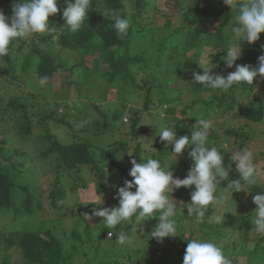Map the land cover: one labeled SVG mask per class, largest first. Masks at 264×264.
I'll use <instances>...</instances> for the list:
<instances>
[{"label": "trees", "instance_id": "obj_1", "mask_svg": "<svg viewBox=\"0 0 264 264\" xmlns=\"http://www.w3.org/2000/svg\"><path fill=\"white\" fill-rule=\"evenodd\" d=\"M6 1L14 3L17 0H0V10H3L6 16H11L12 7L7 10L3 8ZM128 2L131 3L130 8L127 7ZM161 2L169 11L156 7L152 0H91L88 18L83 27L77 32H71L62 18L66 4L64 0H58V7L61 11L57 13L58 17H50L52 30L42 35H33L30 39L31 44L22 43L19 45L18 52L20 53L25 49V46L30 48L24 55L22 68V71L27 75L23 77L25 84L34 90L36 81L38 89L35 90V93L32 91H27V94L22 93V97L13 98L6 105L0 98V211L10 217L12 221L24 222L25 218L29 221L32 217H38L36 216L38 210L34 206L38 209L43 207V195L38 186L43 170L25 177L24 170L26 166L34 165L35 160L49 165L47 157L54 153L58 155L55 160L57 163L51 164L53 165L54 179L48 194L53 209L62 211L73 207L78 210L80 216L84 215L86 204L78 201L77 193L80 189L88 188V179L84 178L85 172L92 176L91 180L96 185L98 195H109L115 190L118 191L120 187L124 186L125 180L132 179L128 174L131 167L124 161L121 163V156L124 153V155L126 154L125 159L128 158V151L131 147L133 150L131 156L135 157L137 163L143 159L140 136L148 133L149 129L146 128V125L141 126V118L149 116L153 121L152 111L155 108L153 107L155 95L163 98L159 99V103L157 102L156 105L159 106V110L163 105L168 107L166 111L163 110L166 114L176 112L175 103L180 100L168 97V92L165 91L168 86L156 85L154 80L156 77L152 74H148L147 79L141 78V84L137 83L140 75L148 72L152 65L161 67L164 60L171 57L168 52L179 46L171 44L172 41L182 42L186 48H198L196 50H199L201 54L207 49L206 43L213 42L216 54L211 59L217 65L213 71L224 76L235 71L231 70L233 67H226L222 57L225 55L223 50L236 43L230 24L232 21L235 22L234 18L238 10H232L223 3V0H192V2L191 0H161ZM153 8H156L153 11H156V16L161 20L157 22L162 25L151 24L152 17L149 11ZM110 10H118L121 16L129 21L130 27L126 35H117L114 22L106 15V12ZM181 11L183 17L178 22V15ZM61 24L64 28L59 30L62 27ZM156 31L162 35L158 40L154 37ZM136 41L143 44L148 42L151 48L141 49ZM52 46L80 55L81 60L77 67L85 68L84 75L79 77V80L75 81L74 79L71 82L73 85H79V89L85 87L87 91L92 92V88L95 86L92 83L91 87V80L95 79L93 76L100 81V84H96L99 86L96 87L99 92L105 89V86L113 90L116 88L114 104L107 110H102L100 105H97L103 102L106 94L102 99L94 98V102L97 104L92 103L91 107L102 118V121L94 119L96 126L101 124L106 130L119 129L117 124L122 122L125 110H127V103L134 98L142 99L143 103L140 109L133 112L130 125L126 128L128 134L124 139L112 141L107 144L106 148L98 149L91 140L84 136L74 134L72 142L63 143L50 132L49 122H63L65 117V113L57 114L59 117L61 116L58 119L52 116L51 112L46 111L50 109L46 108L47 102L42 104L43 108H39V102L43 101L42 87L38 85L40 78L47 77L48 82L57 73L58 67L64 66L62 63L55 65L59 59ZM133 48H136L138 53L133 54ZM241 48L242 56L236 61V64L257 66L258 56L264 54V33L260 34V39L255 44L250 45L245 41ZM210 52L212 51L205 52V55ZM3 57L11 65L9 68L11 72L8 75L10 78L17 79L14 75L16 65L12 64L9 58L10 54ZM198 63L199 60L194 58L184 59L181 63L177 62L174 67L175 74L202 71L198 67ZM33 67L34 71H32ZM74 68L72 65L70 69ZM191 86L194 91L211 92L214 95L206 100L193 101L191 105L184 108L185 110L182 109L183 115H187L186 111L195 108L200 102L205 108L206 115L223 110L226 115L232 113L242 121L239 126L227 128L224 132L219 133L212 129L208 138L209 147L221 148L224 165L227 167L231 164L228 181H222L221 188H218L216 193L223 202L224 220L220 223L209 220L207 217H211L214 213V208L209 206L205 220L200 224H195L193 218L187 215L185 205L179 206L181 202L191 203L190 193L194 186L190 189H178L173 193V198L179 206L177 213L184 209L187 219L179 217L178 214L173 218L177 227L176 237L165 238L162 243L157 242L154 238L151 239L150 233L159 222V216L155 214L152 218L141 221L142 223L139 224L138 236L143 242L139 244L138 248H134L133 245L121 246L118 250L119 254L113 255L111 260L102 261L99 264H133L138 261H145L147 264H183L185 250L190 240H199V238L202 240V236L199 237L201 235L199 232H203V239L210 240L222 247L224 254L231 259L232 264H255L256 259L257 263L264 264V253H259V250L264 251V238L253 241L254 244L248 247V232L254 227L252 220L256 208L252 197L264 191V181H260L261 177L258 176L257 184L249 188L250 193L247 194L244 192H233L232 194L223 189L229 181L240 178L235 164L228 157L231 152L226 151L228 146L245 148L247 144L256 141L264 144V82L257 85L254 81L253 86L234 85L227 91H221L220 96L217 92L204 88L202 85L192 83ZM122 91H125L126 94ZM215 102L218 104L214 106ZM18 109H21L24 119L27 120L26 125H20V119L16 116ZM32 110L36 113L33 115L36 118L34 121L28 114ZM67 113L70 114L69 111ZM157 118L159 117L157 116ZM252 124L256 126H252ZM122 125L124 126L123 122ZM176 131L183 132L184 134L181 136L191 137V130L184 129L180 124H177ZM10 132H13L14 135L18 134L20 137L23 136L24 142L38 144L39 150L36 151V156L30 159L29 149L26 150L27 148L24 147L23 150L19 147L20 150L10 148L7 137ZM85 132L93 131L86 128ZM225 143L226 146H224ZM165 145V142L161 143L157 139V152L147 151L145 157L151 156L160 160L165 170L171 168L175 177L183 179L192 165L188 156L190 149L185 150L182 156L177 157V160L169 158L168 161L167 157H170L171 146L165 148ZM255 160L256 163L264 162V153L262 152L259 158L255 156ZM260 170L263 172V168ZM68 180H71V186L66 185ZM21 181H26L27 184ZM115 206L118 205L113 207ZM93 208H97L93 203L87 205V209L92 215ZM11 212L13 214H10ZM135 220V217L131 218L128 229L126 225H123L117 226L113 231L119 232L122 229L129 234ZM55 227L47 228L42 232L26 230V228L17 231L0 228V264H76V259H80L79 264H92L97 259L96 255L87 257L83 261L84 256H88L84 251L85 246L89 245L95 253L102 254L99 255L102 257L107 254L106 248L103 247L105 244H110L112 249L118 245L115 234L113 238L104 240L109 229L105 228L102 222H97V231L94 227L91 229L90 223L87 225L86 239L74 229L73 236L79 244L74 245L71 251H68L65 249L61 237L54 232ZM210 230H215L213 235L209 234ZM95 232H97L96 235L93 234ZM177 243H179L178 249ZM143 244L144 247H142ZM12 248L20 250V258L16 263H12L8 252ZM174 255L175 259H172ZM244 256L246 258L243 261Z\"/></svg>", "mask_w": 264, "mask_h": 264}, {"label": "clouds", "instance_id": "obj_2", "mask_svg": "<svg viewBox=\"0 0 264 264\" xmlns=\"http://www.w3.org/2000/svg\"><path fill=\"white\" fill-rule=\"evenodd\" d=\"M64 2L66 7L63 9L62 18L71 32H77L88 18L91 0ZM223 3L232 10H238L231 28L236 43L223 50L225 55L222 57L227 68L235 65V71L229 72L227 76L214 72L213 69L217 67L211 59L216 54L214 50L201 58L197 65L202 71H194L192 81L213 91H227L239 84L253 86L254 81L258 85L264 82V54L258 56V64L255 67L236 64V61L242 56L241 42L255 44L260 39V34L264 33V0H223ZM60 11L58 0H17L12 6L11 16H6L3 10H0V57L8 55L9 46L13 41L50 32V17ZM106 15L114 22L118 36L127 34L129 21L124 19L118 10L107 11ZM46 84L47 77H41L39 85L43 87ZM212 128L211 120L196 119L190 138L187 135L178 137L176 130L170 127L160 130V142H166L165 148L171 146L170 158L177 160L185 150L190 149L188 156L192 165L183 179L175 177L171 168L165 170L161 161L151 156L140 159L139 163L135 159L130 161L132 167L128 174L132 179L125 180L124 186L120 187L113 197L118 201V206L93 208V215L102 218V224L109 229L108 239L115 234L117 244L133 245L134 236L122 229L119 232L113 229L125 225L133 217L137 221H144L155 214H158L159 222L151 231L150 237L159 243L165 238L176 237L177 227L173 218L181 204L185 205L187 215L193 218L195 224L205 220L209 206L214 208L213 215L207 217L209 220L217 223L224 220L223 202L216 193L218 188H221V182L228 181L231 164L227 167L224 165L221 148L208 146ZM222 149L225 150L223 147ZM145 150L156 151L151 140L145 145ZM226 151L232 152L231 162L235 164L240 178L229 181L223 188L224 191H230L232 194L250 193L248 189L257 184L259 175L254 150L251 147L232 146ZM181 188H193L190 193L191 203L181 202L178 206L173 193ZM252 202L256 205L252 220L254 227L248 232V236L252 241H257L264 238V191L254 195ZM103 203L102 200L98 205ZM183 264H232V261L218 244L210 240L192 239L187 244Z\"/></svg>", "mask_w": 264, "mask_h": 264}, {"label": "rangeland", "instance_id": "obj_3", "mask_svg": "<svg viewBox=\"0 0 264 264\" xmlns=\"http://www.w3.org/2000/svg\"><path fill=\"white\" fill-rule=\"evenodd\" d=\"M17 2V1H16ZM15 3V2H14ZM13 1H6L5 5H3V8L7 10L8 8L13 6ZM152 3L161 8L162 10L166 11V6L161 2V0H152ZM131 3H127V7L130 8ZM185 6V5H184ZM156 8L150 9L149 14L152 17L151 24H158L162 25V23H158L157 21H161L158 19V16H156ZM185 9V7H184ZM169 11V10H168ZM53 17H58V14H56ZM178 22L181 20L182 16V11L179 12L178 15ZM66 23V22H65ZM234 21H232V24L230 26H233ZM62 25V24H61ZM190 25V24H189ZM229 26V27H230ZM63 27L59 28L61 30ZM42 35V34H41ZM33 36V35H32ZM32 36L25 38V39H18L13 41V43L10 45V60L12 61V64L16 65V68L14 70V75L17 77V79L10 78L8 75L11 71L9 68H11V65L4 59V57H0V98H2V103L4 105L8 104V102L13 99V98H20L23 96V94H27L28 92H33L35 93V90H37V84L35 81V88L27 87L25 84V78L26 73L22 71L23 68V62H24V55L28 52L30 49L28 46H25V49L22 50V52H18V48L20 47L19 45L22 43L26 44H31L30 39ZM160 32H155L154 37L156 40H158L161 37ZM245 42V41H243ZM241 42V45L243 44ZM137 44H139V47L141 49L145 48H151V45L146 42L143 44L140 41H136ZM171 44L179 45L177 49H171L168 54H170V58H167L164 60L163 64L161 67H155L152 65L150 70L148 72L142 73L140 75V78L138 79L137 83L141 84V78H146L148 74L154 75L156 78L155 84L156 85H167L168 88L165 90L168 97L170 98H175V99H180L178 102L175 103V109L176 112L166 114L164 111L167 110L168 107L162 106V111L159 110V106L156 105V103H159V99H163L161 96L158 97V95H155L153 107V114L154 115L153 121L151 118L143 116L141 118L140 124L141 126L146 125V128L149 129V132L146 134L144 133L141 134L140 136V141L142 142V147H143V154L142 157L145 159L146 157V152H151V150H144L145 145L149 143V140L152 141V146L157 152L156 148V143L157 139H159L158 135L160 130L163 127H170L176 130L177 124H180L181 127L184 129L188 128L191 130L192 126L195 125L196 119H209L213 123V128L217 130L219 133L224 132L227 128H232V127H237L241 124V119L239 117L233 116L232 113L229 115H226L223 110L219 112H212L210 115H206L205 113V108L202 107V105L199 104L189 110L186 111L187 115H183L182 109H184L186 106L191 105L193 101L198 100H206L210 96L214 95V93L211 92H197L192 89V73L193 72H186L183 74H175V64L181 63L184 61V59L187 58H194L197 60H201L205 56V52L207 51H213L215 50L216 47H214V43H206V48L204 53L202 51V54L199 50H196L198 48H186L185 45L182 44V42H177V41H172ZM234 45V44H232ZM231 45V46H232ZM53 50L55 51L56 56L58 57L59 61L55 63V65H61L62 63L64 66H59L57 73L54 75V77L47 82L45 86L42 87V95H43V101L39 102V108H43L42 104H45V102L48 103L46 108H50L46 111L51 112V115L54 116L56 119L60 118L57 114H64L65 117L63 119V122H49L48 128H50V132H52L60 141L63 143H70L73 141V136L74 134H77L78 136H84L88 140H91L93 144L96 146V148H106L107 144H109L112 141L119 140V139H124V137L128 134L127 133V127L130 125V119L133 116V112L140 109L141 104L143 103L142 99L139 98H134L133 100H130L127 105L125 110V114L122 118V122L124 123V126L122 125V122H119L117 126L119 129L115 130L110 129L106 130L104 129L101 124L100 126L95 125L96 120L102 121L101 115L97 112L93 111V108L91 105L95 104L94 98H100L102 99L104 95L106 94V98L103 99V102L101 103H96L97 105H100V108L102 110H107L109 109L113 104L114 100L116 99V93L117 90L109 89V87L105 86V89L98 91L96 87L98 84H100V81L97 79V77H94L95 79L91 80V87L92 83L95 84V86L92 88L93 91L89 92L85 89V87H82L81 89L78 88L79 85H73L71 82L75 79L79 80V77H82L84 75V70L85 68L83 67H77L79 65V62L81 60L80 55L78 53H74L68 50H59V48L56 46H52ZM204 50V49H203ZM133 54L138 53L136 48H133L132 51ZM204 54V55H203ZM202 56V57H201ZM72 65L75 67L74 69H70ZM66 67V69H65ZM35 68H32V71H34ZM214 70V69H213ZM232 71L235 70V65L231 69ZM97 84V85H96ZM39 85V82H38ZM113 88V87H112ZM28 91V92H27ZM145 91V90H144ZM172 91V92H171ZM124 94H126L125 91H122ZM213 92H217L218 96H220V90H214ZM23 93V94H22ZM142 93V92H141ZM22 95V96H21ZM131 95V94H130ZM20 96V97H19ZM144 96V95H143ZM124 99V98H123ZM244 100V99H243ZM37 101H39L37 99ZM111 102V103H109ZM246 103V100L244 101ZM93 103V104H92ZM218 102H215L213 105H217ZM38 106V105H37ZM157 106V107H156ZM185 110V109H184ZM183 110V111H184ZM56 111V112H55ZM67 111L70 112L67 113ZM92 111V114H91ZM29 115H31L32 121H34L36 118L33 116L36 114L33 110L28 112ZM162 115V116H161ZM164 115V116H163ZM16 116L19 117L20 119V125H26L27 120L24 119V115L21 112V109H18L16 112ZM157 116L159 118H157ZM15 117V116H14ZM256 126L255 124H252V126ZM157 126V128H156ZM91 129L93 132H85V129ZM38 129V128H35ZM34 129V130H35ZM155 130V132H152ZM177 136H181L184 133L180 131H176ZM191 133V132H190ZM157 135V136H156ZM8 139H9V147L10 148H20L23 150L24 148H27L26 150L29 149V157L30 159L34 158L36 156V151L39 150L38 144H32L31 142H24L23 136L20 137L18 134L14 135L13 132H10L8 134ZM160 140V139H159ZM226 142V141H224ZM166 143V142H165ZM7 146V147H8ZM226 146V143L224 144ZM24 147V148H23ZM231 146H228V148ZM245 147H251L254 150L255 156L259 158V155L263 152L264 153V144L258 143L257 141L254 143H249ZM18 148V149H19ZM19 149V150H20ZM96 149V150H98ZM133 150L130 147V150L128 151V158L125 159L126 154L122 153V158H121V163L124 161L127 165L132 167L130 161L132 159H135V157H132ZM146 153V154H145ZM171 151L169 152V154ZM98 154V153H97ZM8 155V154H7ZM150 155V154H149ZM232 152L228 155L229 158H231ZM57 154H52L47 159L49 160L50 164L45 165V163H39V161H34V165H28L26 166L24 170V177L27 175H30L34 172H41L42 170V175L39 180L38 186L40 187V191H42V202H43V207L41 209H38L36 206H34L35 209H37V214L36 216L38 217H32L31 220H25L22 221H17L14 222L10 217L5 216L4 213L0 211V228L7 230V231H17V230H22L26 228V230L30 229L35 232H42L46 230L47 228L53 229V226H56L54 228V232L61 237L63 240L65 249L68 251H71V248L74 245H78L79 242L78 240L73 236V230L75 229L79 234L83 235L85 239L87 238V234L85 233V229L87 225L90 223L91 229H96V224L97 222H102V218L95 217L92 215L89 210L87 209V205L90 203H93L94 206L97 208L100 207H113L114 205H118V201L113 199V197L117 194V191H113L109 195H98L96 192V185L94 182H92L90 174L88 172H85L84 178L88 179V188L87 189H80L78 190V201L83 202L86 204V209L84 211V215L80 216L78 213V210L76 208H67L64 210H56L53 209L50 205V198L48 197L49 191L51 189V185L54 179L53 176V163H57L55 160L57 158ZM169 156L167 157V160L169 161ZM173 159V158H170ZM24 161V159H23ZM42 161V160H40ZM44 168H43V166ZM258 166V173L261 177L260 181H264V162H259L257 163ZM260 168H263V172L260 170ZM36 181V179H35ZM24 184H27L26 181H21ZM67 186H71L72 182L71 180H68L66 183ZM243 195V194H242ZM104 201L102 205H98L99 203ZM225 204V203H224ZM10 214H13L12 212ZM179 217H182L183 219H187L185 215V210L179 211L177 213ZM7 215V213H6ZM12 216V215H9ZM62 217L63 219H59ZM61 220V221H60ZM128 223L126 222V226L128 229ZM142 223L141 221L135 220L132 224L133 228L130 231V235L134 236V243L133 247L138 248L139 244H141L143 241L141 238L138 236L139 234V224ZM43 226V227H42ZM211 235L214 234L215 230H210ZM137 233V235H136ZM202 236L203 239V232H199ZM97 234V232L93 233ZM114 235L112 236V238ZM212 237V236H211ZM108 236L106 234V237L104 240H107ZM153 239V238H151ZM199 240H201L199 238ZM207 240V239H206ZM254 244L253 241L249 238V245L248 247H251V245ZM177 249L179 247V243H177ZM106 248L107 254L104 256L100 257L98 254L95 253L92 247L90 248L89 245L85 246L84 251L88 254V256H84L85 258H90L94 255H96L97 259L95 263L92 264H99V262L102 261H109L111 260V257L115 254H119V249L121 248V245H117L114 249L110 247V244H105L103 246ZM102 247V248H103ZM144 247V244L142 245ZM123 248V247H122ZM10 254V258L12 263H16L19 258H20V250L17 248H12L11 250L8 251ZM259 253L262 254L264 251L259 250ZM110 257V258H109ZM246 256L243 257V261L245 260ZM172 259H175V255L173 256ZM126 262V260L124 259ZM255 264H263V263H257V259L254 261ZM80 263V259H76V264ZM241 263V262H240ZM133 264H147L145 261L144 262H135Z\"/></svg>", "mask_w": 264, "mask_h": 264}]
</instances>
